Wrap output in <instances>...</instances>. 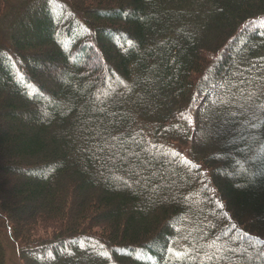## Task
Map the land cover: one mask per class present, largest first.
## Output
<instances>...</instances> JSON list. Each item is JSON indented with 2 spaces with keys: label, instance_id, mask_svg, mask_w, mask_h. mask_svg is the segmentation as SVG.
<instances>
[{
  "label": "trees",
  "instance_id": "obj_1",
  "mask_svg": "<svg viewBox=\"0 0 264 264\" xmlns=\"http://www.w3.org/2000/svg\"><path fill=\"white\" fill-rule=\"evenodd\" d=\"M262 20L264 0H0V230L23 264H264ZM231 87L255 105L222 123ZM229 230L243 248L202 260Z\"/></svg>",
  "mask_w": 264,
  "mask_h": 264
},
{
  "label": "rangeland",
  "instance_id": "obj_2",
  "mask_svg": "<svg viewBox=\"0 0 264 264\" xmlns=\"http://www.w3.org/2000/svg\"><path fill=\"white\" fill-rule=\"evenodd\" d=\"M261 24L264 25V20L261 21ZM3 27L4 26L0 25V29L3 28ZM9 33L12 34L13 31L11 30ZM241 38H242V36H241ZM237 43L238 42H236L235 44H233V46L231 48V50H232V52H231L232 53V56H236L239 53V46H240V44H237ZM237 60L238 59L234 58V63H235V61L237 62ZM102 61H103L102 59H99V62L96 61V63L94 62V64L95 65L97 64L99 66V65H101L103 63ZM59 71H60L59 69L56 70V71L55 70H52L51 71V74L53 76H56L59 73ZM233 75H237V72L234 71L233 72ZM256 76L264 77V71H262V70L252 71L250 69V73H249V75H247V77L245 79L250 80V78L252 79V78H254ZM47 79L51 80L50 78H47ZM232 79H234V78H232ZM240 83L242 84L243 82H240ZM255 85H257L258 89H259V87H261V85L263 86V84L260 85V83L255 84ZM255 85L253 84V82H251V83H249V86H246V89L250 91V95L253 94V95L256 96L259 93L258 92V89H256V87H254ZM261 89H263V88H261ZM219 90H220V88H219ZM243 91H244V88H243ZM228 93H230L231 96H233V97L232 98H227L226 101H225L226 104H225V107L223 109L224 110L223 111L224 116L223 115L221 116L222 123L225 122L224 119H226V118L228 119L230 117V115H238L237 117H239L243 113H248L249 114V111H248V108H246V105H249V106L250 105H253V106L255 105V100H253L251 102H249V100H247L245 102L242 101V99L240 97H238V94L236 92H233L232 91V87L227 91V94ZM198 102L199 103H196L195 102V106H197V105L200 106L201 105V102H202V99L200 98V100ZM263 104H264V100L262 102V105ZM205 110L208 111L207 108H205ZM207 111H205V113ZM205 113H204V116H206L205 117V119H206L205 120V127H203V129H202L203 131H201V137H203L204 132H206V127L209 126V124L211 122V121H208V119H207L208 118V115H207V113L205 115ZM195 114H196V110L194 111V115H193L194 117H195ZM250 116H251V119H257V120H259V117L258 116L257 117L256 116H253V115H250ZM236 120H238V123H241V125H239L238 127H234L232 129V131L234 133L231 135L229 142H227V147H230L233 143H236L238 141V139L240 137V134L242 132L240 130L243 129V125L242 124L247 123L245 120H241L239 118H236ZM0 124L3 127H6L7 126V124H5V122L4 121H1V120H0ZM222 126H223V124H221V123L218 126V129L217 130H220V131L217 134L218 135L217 138H216L217 140H218V137L220 136L221 133L222 134H225L228 130L231 129V127H228V126L226 127L225 126L226 127V129H225L224 126L223 127ZM217 130H216V132H217ZM232 139H233V142H231ZM157 152H159L160 154H163L165 157L168 156V153H167L166 150H159V149H157ZM11 173H13V172L11 171ZM7 179L9 180V183L10 184H13L14 181H15L14 177L12 175H9V174L7 176ZM201 200L202 199H201V196L200 195L196 196V198L192 202L193 203V207H194L195 204H197ZM0 219H1V214H0ZM189 228L190 227L188 226L187 234L191 233L189 231ZM6 229L7 228H5V230H3V231L0 230V232H1L0 233V237H1V240L3 241V244H4L5 249H6V264H23V261L17 255V251H18L17 250V248H18V245L17 244L18 243L16 241H14V239L12 237H10V235H9V228L7 230ZM190 230H191V228H190ZM55 231H56V229H50V228L47 227V228H41L37 233H38V236H48V235L51 236V235H54L55 234L54 233ZM233 237L237 238V236L235 235V232L233 230H229L227 232V234L224 235L221 238L214 236L212 239H210L209 240L210 241V246H207L208 245V243H207L208 241L202 242L201 243V246L202 247L204 246V248H203V250L201 252H199V255L201 256V259L202 260L203 259H206L209 256V254H211V253H214V252H218L219 253L220 250H221L222 245L225 244V243H223V242H225L224 239H226V238H233ZM238 238H237L238 239V242H237V245H236L237 246L236 247V250L239 251L240 249L243 248V243H242L241 237H238ZM207 249H208V251H207ZM204 250H206V252ZM260 253L262 255L264 252L261 251Z\"/></svg>",
  "mask_w": 264,
  "mask_h": 264
}]
</instances>
